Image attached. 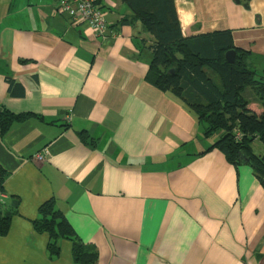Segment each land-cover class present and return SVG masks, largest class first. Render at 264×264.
<instances>
[{"label":"crops","instance_id":"crops-1","mask_svg":"<svg viewBox=\"0 0 264 264\" xmlns=\"http://www.w3.org/2000/svg\"><path fill=\"white\" fill-rule=\"evenodd\" d=\"M55 2L0 0V111L29 115L0 135V200L18 201L0 264L73 263L70 242L49 259L48 235L33 230L50 200L93 264H264L262 188L153 85L144 27L119 25L127 6L102 0L97 38ZM173 3L183 37L229 31L264 80V0Z\"/></svg>","mask_w":264,"mask_h":264},{"label":"trees","instance_id":"trees-1","mask_svg":"<svg viewBox=\"0 0 264 264\" xmlns=\"http://www.w3.org/2000/svg\"><path fill=\"white\" fill-rule=\"evenodd\" d=\"M129 11L119 25L139 23L147 38L143 50L150 55L152 83L165 95L178 101L196 122L204 127L205 137H216L210 148L221 152L234 167L247 166L264 192V80L247 62L249 52L233 47L229 31L212 32L195 37H183L173 0H121ZM234 50L233 63L224 60V53ZM10 89L22 90L12 80ZM13 91V90H12ZM255 103L263 109L256 113L248 108ZM27 114L0 111V135ZM6 173L0 169V198ZM18 201L9 205L0 200V237L10 228L17 213ZM39 219L32 223L36 233L47 234L49 259L59 254V243L71 244L72 264H93L95 250L82 244L53 202L39 208Z\"/></svg>","mask_w":264,"mask_h":264},{"label":"built area","instance_id":"built-area-1","mask_svg":"<svg viewBox=\"0 0 264 264\" xmlns=\"http://www.w3.org/2000/svg\"><path fill=\"white\" fill-rule=\"evenodd\" d=\"M102 0H56L55 12L67 19L71 26L86 25L97 38H104L108 20L103 12ZM37 155L36 159L41 160Z\"/></svg>","mask_w":264,"mask_h":264},{"label":"water","instance_id":"water-1","mask_svg":"<svg viewBox=\"0 0 264 264\" xmlns=\"http://www.w3.org/2000/svg\"><path fill=\"white\" fill-rule=\"evenodd\" d=\"M240 0H235L236 3H238ZM249 1V0H247ZM235 57V51L234 50H229L227 52L224 53V60L227 62V63H233L234 61V58Z\"/></svg>","mask_w":264,"mask_h":264},{"label":"rangeland","instance_id":"rangeland-1","mask_svg":"<svg viewBox=\"0 0 264 264\" xmlns=\"http://www.w3.org/2000/svg\"><path fill=\"white\" fill-rule=\"evenodd\" d=\"M214 137V136H212ZM260 154H264V150L258 151Z\"/></svg>","mask_w":264,"mask_h":264}]
</instances>
